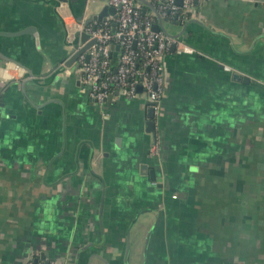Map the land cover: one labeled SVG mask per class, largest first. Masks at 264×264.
Masks as SVG:
<instances>
[{"label":"crops","instance_id":"0c3cea01","mask_svg":"<svg viewBox=\"0 0 264 264\" xmlns=\"http://www.w3.org/2000/svg\"><path fill=\"white\" fill-rule=\"evenodd\" d=\"M55 3L0 0L15 34L0 36V264H264V0H196L165 22L184 33L166 56L159 158L146 101L99 103L77 71L55 72L73 17Z\"/></svg>","mask_w":264,"mask_h":264},{"label":"built area","instance_id":"2783aa9c","mask_svg":"<svg viewBox=\"0 0 264 264\" xmlns=\"http://www.w3.org/2000/svg\"><path fill=\"white\" fill-rule=\"evenodd\" d=\"M149 1L161 17L173 20L176 15L177 22L183 25L188 16L178 13H190L196 0H181V4L177 0ZM106 3L115 7L116 13L102 21L93 20L85 24L83 18L77 23L73 17L67 20L64 16L66 23L73 25V30L77 29L89 35L84 43L79 42L76 50L95 39V42L79 55L72 69L81 74L90 96L99 103L115 94L147 102L154 111L156 129L149 154L159 158L162 143L159 125L164 113L163 98L167 86L166 56L172 43L176 41L163 31L153 30L157 17L150 9L145 11L146 7L142 2L107 0ZM73 30L69 32V41L72 40ZM48 261L49 264H68L65 258ZM24 264L46 263L44 260L36 261L35 256H31Z\"/></svg>","mask_w":264,"mask_h":264},{"label":"water","instance_id":"95a60500","mask_svg":"<svg viewBox=\"0 0 264 264\" xmlns=\"http://www.w3.org/2000/svg\"><path fill=\"white\" fill-rule=\"evenodd\" d=\"M101 1L103 2V6L101 7V9L95 12H91L89 7L87 9L88 0H48V2H54V3L56 2L55 4L58 6L60 10L64 9L65 7H68L69 10L71 11V14L73 15V18L75 19L77 23H80L82 19L85 18V21H84L85 24H89L93 20H96V21L105 20L107 19L109 15H114L116 13V8L113 6H109L108 3H106L107 0H101ZM137 1L142 2L145 5L146 7L145 11L147 9H150L155 13L157 17V23L153 25L154 31H163L166 35L174 39H178L179 37L182 36L184 31H182L179 35H172L167 31L165 27V22L168 21V19L161 17V15L159 14L155 6H153L149 0H137ZM177 1L179 4H181V0H177ZM77 2L81 4L80 5L81 10L79 13H75L74 7H73V4ZM63 22L66 24L67 39H69V36H70L69 32L73 30V25L66 23L64 16H63ZM6 35L10 36V35H15V34L7 33V32H0V36H6ZM71 36H72V40L71 41L67 40V45L69 47V53L67 57H65V59L61 61L60 67H57L56 69H54L56 73H64V72H67L68 70H71L73 68L74 63L77 61L79 55L83 51L87 50L95 42V39L90 40L80 50H76L77 46L79 45V42L84 43L89 38V35L85 32H80L79 30L75 29L71 33ZM172 46L175 47V44H173ZM116 48L118 49L119 46H117ZM18 64H21V63H18ZM235 77L238 79L244 78V81H249V77H241L240 74H236ZM139 90L140 91L142 90L141 87H139ZM111 97L112 95H110L107 99H111ZM150 117H151V120L148 121L149 132L155 136L156 129H155V121L153 119L154 111L152 108H150ZM40 257L41 259L46 261V264H49V261L46 260L45 252H42Z\"/></svg>","mask_w":264,"mask_h":264},{"label":"rangeland","instance_id":"374dc122","mask_svg":"<svg viewBox=\"0 0 264 264\" xmlns=\"http://www.w3.org/2000/svg\"><path fill=\"white\" fill-rule=\"evenodd\" d=\"M103 6V2L101 0H89L88 1V7L90 9L91 12H95L99 9H101V7ZM254 147L257 151V149H260L261 146H258V143H254ZM263 150H264V146H262ZM253 150V151H254ZM255 153V152H254ZM254 159H256L258 162L255 161V177L254 179H259V180H255L254 184L255 187L257 186L258 190H263L264 193V166H262V160L264 161V154L261 155L259 153H257L256 156H254ZM259 209H256L255 207V211L253 213V216L255 218V223L257 224L258 229L256 228L254 230V244H253V249L254 252L258 255H264V222L260 221L258 222L256 220L257 217H260L259 214L257 213V211ZM254 264H259V263H255Z\"/></svg>","mask_w":264,"mask_h":264},{"label":"trees","instance_id":"16d2710c","mask_svg":"<svg viewBox=\"0 0 264 264\" xmlns=\"http://www.w3.org/2000/svg\"><path fill=\"white\" fill-rule=\"evenodd\" d=\"M180 14H181V16H184V15L189 16L190 15V13H185L184 14V13L179 12L178 15H180ZM173 20L178 21V18H177L176 15H174ZM36 258H37V261H41L39 256H36Z\"/></svg>","mask_w":264,"mask_h":264}]
</instances>
